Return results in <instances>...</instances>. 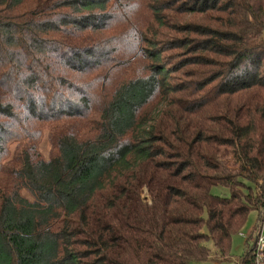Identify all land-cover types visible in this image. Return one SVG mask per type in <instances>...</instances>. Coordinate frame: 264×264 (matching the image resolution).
Returning a JSON list of instances; mask_svg holds the SVG:
<instances>
[{
    "label": "trees",
    "instance_id": "obj_1",
    "mask_svg": "<svg viewBox=\"0 0 264 264\" xmlns=\"http://www.w3.org/2000/svg\"><path fill=\"white\" fill-rule=\"evenodd\" d=\"M180 3L192 20L172 25L151 4L170 34L137 46L127 31L115 56V0H0V264H191L208 242L228 258L259 219L264 6ZM212 13L231 19L199 22ZM158 45L176 69L153 63ZM187 66L199 85L178 88ZM249 241L238 264H255Z\"/></svg>",
    "mask_w": 264,
    "mask_h": 264
},
{
    "label": "rangeland",
    "instance_id": "obj_2",
    "mask_svg": "<svg viewBox=\"0 0 264 264\" xmlns=\"http://www.w3.org/2000/svg\"><path fill=\"white\" fill-rule=\"evenodd\" d=\"M258 1L264 6V0ZM151 4L158 5V7L161 9V13L167 19L172 20V25L175 23L181 25L192 20V18L188 14H185L184 11L181 9L182 7L180 6H182L183 3L179 4V0H115V17H117L115 22L117 23V21H119V25H115V56L116 51L119 49V46H121L120 40L124 38V35H126L127 31H129L130 35L133 37V44L135 43L137 46L138 40L135 39L137 34L139 35L140 39L144 37V34L145 37H148L149 35H157L158 37H160L161 41H163V39H165L170 34V32L166 31V29H161L159 27L152 26L153 20L149 8ZM258 5L259 4L257 3V7ZM224 16L225 17L222 18L220 14L212 13L209 16L201 15L198 19L199 22H202L205 25L208 24L215 26L219 23L227 22L231 19L230 17H226V15ZM119 17H126L128 23H122L119 20ZM118 28H121V30H118ZM143 43L144 42H140V45H146V43ZM122 49L123 48L121 47V50ZM124 50H122V53H119V57L115 61V65L119 64L118 62L122 61L124 55H126ZM157 51L160 53V57L157 61L153 62L154 64H164L172 67L173 69H176L179 66L180 60L178 59V56L175 53L168 51L165 46L158 45ZM231 59L232 57L230 58V60ZM149 64V61L146 62V60H143L142 63V61L138 60V63L134 62L133 66L130 67L129 70L134 71L133 73L136 74H142L140 72L143 71L144 67L148 66ZM185 69L193 71H184L178 73L172 83H176L178 88L194 87V84L199 85L197 82L198 80L196 78V74L199 71L198 68L196 71L195 67L193 66H187ZM214 69L215 68H212V66H205L203 69L200 70L205 72L203 77L208 76L209 78L211 76V73L215 72ZM191 75H194V78ZM121 78L123 81H126V74L121 75ZM40 152L46 160H48L51 156V146L48 142L47 135L42 138L40 144ZM212 192L213 194L222 198H228L230 194L227 189L217 187L213 188ZM23 194L30 200H32V197L27 192H23ZM146 194L147 193H145V196ZM257 221L258 213H250L247 223L244 226L242 232L233 237L231 254L228 258H222L220 255H218L213 243L208 242L207 247L211 251L210 258L206 261H194L191 262V264H238V260L244 254V251L246 249V242L249 241V237L253 238L252 235H249L254 230ZM249 244H252L251 241H249Z\"/></svg>",
    "mask_w": 264,
    "mask_h": 264
},
{
    "label": "built area",
    "instance_id": "obj_3",
    "mask_svg": "<svg viewBox=\"0 0 264 264\" xmlns=\"http://www.w3.org/2000/svg\"><path fill=\"white\" fill-rule=\"evenodd\" d=\"M251 235L253 236L251 241L254 247L255 264H264V210L249 236Z\"/></svg>",
    "mask_w": 264,
    "mask_h": 264
}]
</instances>
